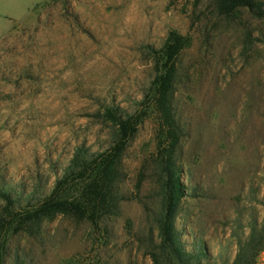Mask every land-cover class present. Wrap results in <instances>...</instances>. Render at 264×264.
<instances>
[{
	"label": "rangeland",
	"instance_id": "obj_1",
	"mask_svg": "<svg viewBox=\"0 0 264 264\" xmlns=\"http://www.w3.org/2000/svg\"><path fill=\"white\" fill-rule=\"evenodd\" d=\"M170 147L155 109L168 35ZM140 116L117 210L0 231V264H183L162 234L171 152L184 196L172 231L189 264H264V17L214 0H0V188L9 211L47 194L77 146L112 144L105 107ZM5 200L0 198V214ZM194 255H199L194 257ZM197 259V260H196Z\"/></svg>",
	"mask_w": 264,
	"mask_h": 264
},
{
	"label": "trees",
	"instance_id": "obj_2",
	"mask_svg": "<svg viewBox=\"0 0 264 264\" xmlns=\"http://www.w3.org/2000/svg\"><path fill=\"white\" fill-rule=\"evenodd\" d=\"M214 4L218 12L222 14H230L239 7H245L251 14L264 17V0H214ZM181 47L182 42L179 36L171 32L162 50L163 72L157 79L154 90L155 109L162 116L163 124L166 125L171 148L177 143L178 135L170 113V94L175 71L174 60ZM99 116L109 122L113 128L112 144L103 150L95 151H90L84 146H77L70 163L55 179L49 193L40 195L34 203L28 204L23 211V216L19 217L18 215L21 214L9 211V205L13 204L14 199L0 188V198L6 202L0 214V231L10 230L14 222H38L41 218L56 213L98 223L104 216L116 212L118 182L121 178L120 158L128 138L136 130L140 116L122 112L119 108L110 106L105 107ZM165 156L168 159L164 167L168 170L169 180L162 234L172 246L176 257L183 264H189L185 261L191 259L193 255H184L185 252L172 231V219L179 201L184 196V191L174 175L171 152L165 153ZM198 256L194 255L195 258Z\"/></svg>",
	"mask_w": 264,
	"mask_h": 264
}]
</instances>
